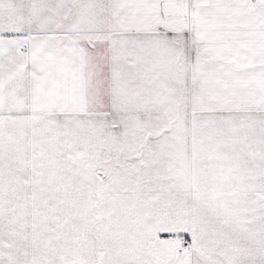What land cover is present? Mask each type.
<instances>
[{"label":"snow or ice","instance_id":"obj_1","mask_svg":"<svg viewBox=\"0 0 264 264\" xmlns=\"http://www.w3.org/2000/svg\"><path fill=\"white\" fill-rule=\"evenodd\" d=\"M0 264H264V0H0Z\"/></svg>","mask_w":264,"mask_h":264}]
</instances>
